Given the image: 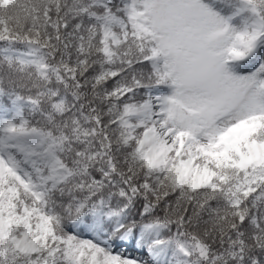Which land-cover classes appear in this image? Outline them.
Here are the masks:
<instances>
[{
	"label": "snow or ice",
	"instance_id": "6c2138e0",
	"mask_svg": "<svg viewBox=\"0 0 264 264\" xmlns=\"http://www.w3.org/2000/svg\"><path fill=\"white\" fill-rule=\"evenodd\" d=\"M5 97L0 264H264V0H0Z\"/></svg>",
	"mask_w": 264,
	"mask_h": 264
},
{
	"label": "rangeland",
	"instance_id": "374dc122",
	"mask_svg": "<svg viewBox=\"0 0 264 264\" xmlns=\"http://www.w3.org/2000/svg\"><path fill=\"white\" fill-rule=\"evenodd\" d=\"M117 251H126L128 253L139 256L142 259L149 260V261L151 259L148 253L146 252V250L140 251L136 249L135 242L133 243V245H131L130 243L121 245L117 248Z\"/></svg>",
	"mask_w": 264,
	"mask_h": 264
},
{
	"label": "trees",
	"instance_id": "16d2710c",
	"mask_svg": "<svg viewBox=\"0 0 264 264\" xmlns=\"http://www.w3.org/2000/svg\"><path fill=\"white\" fill-rule=\"evenodd\" d=\"M0 102H2L4 105L10 106V100L8 98H6V97L3 98V100L0 101ZM133 215L136 216L137 219H139V215H138L137 212H134ZM82 234H83L84 238H90L86 230L83 231ZM165 235H167V234H165ZM134 242L135 241L133 240L132 242H130V244L133 245Z\"/></svg>",
	"mask_w": 264,
	"mask_h": 264
}]
</instances>
